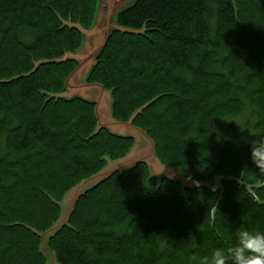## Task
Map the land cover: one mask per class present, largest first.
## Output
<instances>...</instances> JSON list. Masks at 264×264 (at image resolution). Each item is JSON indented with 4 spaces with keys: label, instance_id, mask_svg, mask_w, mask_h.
<instances>
[{
    "label": "trees",
    "instance_id": "trees-1",
    "mask_svg": "<svg viewBox=\"0 0 264 264\" xmlns=\"http://www.w3.org/2000/svg\"><path fill=\"white\" fill-rule=\"evenodd\" d=\"M96 1L0 0V264H46L63 194L132 145L61 96ZM116 22L87 82L198 184L136 162L80 195L47 248L59 264H212L241 227L264 231L246 143L264 136V0H135Z\"/></svg>",
    "mask_w": 264,
    "mask_h": 264
},
{
    "label": "rangeland",
    "instance_id": "rangeland-1",
    "mask_svg": "<svg viewBox=\"0 0 264 264\" xmlns=\"http://www.w3.org/2000/svg\"><path fill=\"white\" fill-rule=\"evenodd\" d=\"M131 1L132 0H112L110 6H108L109 0L96 1L92 21L88 27L83 28L80 46L72 53L79 61L80 67L69 78L65 94H78L94 100L96 102V112L100 123L107 124L114 132L129 134L133 137L132 145L127 153L117 159L107 158L106 163L99 171V174L103 175L109 173L114 170V168H127V166H131L136 161L142 159L147 163V168L151 175H154L159 180L162 177H167L178 182L183 189L185 185L194 184V181L186 178L180 169L162 164L155 155L150 139L142 131L129 123L118 122L113 118L111 112L110 92L101 88L97 84H90L87 82L88 70L93 61L91 54L100 46L103 40L105 29L107 27V24L105 23L107 14L109 13L107 19L108 26H115L117 11L121 6H124ZM96 175L71 187L59 200L60 210L58 219L49 232L41 233L40 247L45 256L46 264H59L53 253L46 246L48 237L52 234L55 228L66 222L73 199L78 193L83 192L88 186L96 181Z\"/></svg>",
    "mask_w": 264,
    "mask_h": 264
},
{
    "label": "clouds",
    "instance_id": "clouds-1",
    "mask_svg": "<svg viewBox=\"0 0 264 264\" xmlns=\"http://www.w3.org/2000/svg\"><path fill=\"white\" fill-rule=\"evenodd\" d=\"M246 143L251 165L264 177V136ZM212 264H264V231L241 227L230 246L214 250Z\"/></svg>",
    "mask_w": 264,
    "mask_h": 264
},
{
    "label": "water",
    "instance_id": "water-1",
    "mask_svg": "<svg viewBox=\"0 0 264 264\" xmlns=\"http://www.w3.org/2000/svg\"><path fill=\"white\" fill-rule=\"evenodd\" d=\"M135 0H132L130 3H128V4H126V5H124V6H121V8H119V10L117 11V16H118V14H119V12L121 11V10H123V9H125V8H127L128 6H130L131 4H133V2H134ZM111 2H112V0H109V4H108V6H110L111 5ZM109 14V13H108ZM108 14H107V16H106V24H107V27H106V29H105V34H104V37H103V40H102V42H101V44H100V46L91 54L92 56H91V58H92V63H91V65H90V68H89V70H88V74H89V72H90V70H91V68L93 67V65H94V62H95V57H96V55L101 51V49L103 48V46H104V44H105V41H106V39H107V37H108V35L110 34V32L112 31V30H115V29H117V22H116V25L115 26H112V27H109L108 26ZM117 16H116V20H117ZM75 28H77L79 31H80V33H81V36H82V31H83V28H80L79 27V25L78 24H75V25H73ZM65 57H67V58H71V59H73V60H75L76 62H77V67L71 72V74L69 75V77L67 78V80H66V82H65V91H66V87H67V83H68V80H69V78L77 71V69L80 67L79 66V61L75 58V56L72 54V53H68V54H66L65 55ZM86 75H87V72H86ZM87 78H88V75H87ZM101 87V86H100ZM101 88H103V87H101ZM104 89V88H103ZM66 92H64L61 96L62 97H64V98H71V97H79V98H82V99H84V100H87V101H89V102H93L94 104H95V115H96V118H97V124H98V127H105V128H107L110 132H112L113 134H115V135H118V136H123V137H130V138H132L133 139V137L131 136V135H129V134H123V133H117V132H114L113 130H111L109 127H108V125L107 124H103V123H100L99 122V119H98V116H97V109H96V102L94 101V100H91V99H89V98H86V97H84V96H82V95H76V94H69V95H67V94H65ZM111 96V95H110ZM112 112V111H111ZM131 121H132V118L131 119H129L126 123H129V124H131L132 125V123H131ZM135 127V126H134ZM135 128H137V127H135ZM138 129V128H137ZM140 130V129H139ZM140 131H142V130H140ZM143 132V131H142ZM144 133V132H143ZM145 134V133H144ZM151 141V140H150ZM152 143V142H151ZM152 146H153V144H152ZM153 148H154V146H153ZM136 162H144L145 164H146V166H147V163L144 161V160H138V161H136ZM136 162L134 163V164H136ZM134 164H132V165H134ZM131 165V166H132ZM131 166H127V168L126 167H123V168H114V170H112L111 172H109V173H106V174H103V175H101V174H99V172H97L95 175L97 176V179H96V181L93 183V184H91L90 186H88V188L87 189H85L83 192H80V193H78L76 196H75V198L73 199V202H72V205H71V207H70V210H69V214H68V217H69V215H70V212L72 211V208H73V206H74V203H75V201L77 200V198L80 196V195H82L85 191H87L88 189H90L92 186H94L96 183H98L99 181H101L102 179H104V178H106L108 175H110V174H112V173H114V172H120V171H122V170H126V169H128V168H130ZM95 175H93V176H95ZM93 176H91V177H93ZM152 176H154V175H152ZM90 177V178H91ZM155 177V176H154ZM90 178H88V179H90ZM162 178H167V177H162ZM167 179H169V178H167ZM85 180H87V179H85ZM169 180H171V179H169ZM82 181H84V180H82ZM81 181V182H82ZM173 181V180H172ZM80 182V183H81ZM174 182H176V181H174ZM194 184H192V185H185V186H187V187H191V186H194V185H196V184H198V183H195V182H193ZM79 184V183H78ZM217 184V183H216ZM184 186V187H185ZM59 207H60V204H59ZM68 217H67V219H68ZM67 223V220H66V222H64V223H62L60 226H58L57 228H55L54 230H53V232L56 230V229H58V228H60L62 225H64V224H66ZM53 228V227H52ZM51 228V229H52ZM50 229V230H51ZM49 230V231H50ZM49 231H47V232H49ZM52 232V233H53ZM40 238H41V234H40ZM49 238V237H48ZM46 246H47V243H46ZM40 249H41V247H40ZM42 252V251H41ZM43 253V252H42ZM44 255V254H43Z\"/></svg>",
    "mask_w": 264,
    "mask_h": 264
}]
</instances>
